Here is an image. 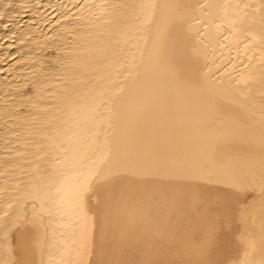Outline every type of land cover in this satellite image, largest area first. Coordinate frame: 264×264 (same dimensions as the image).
<instances>
[{"label": "bare ground", "instance_id": "6f19581e", "mask_svg": "<svg viewBox=\"0 0 264 264\" xmlns=\"http://www.w3.org/2000/svg\"><path fill=\"white\" fill-rule=\"evenodd\" d=\"M0 24V264H264V0Z\"/></svg>", "mask_w": 264, "mask_h": 264}, {"label": "rangeland", "instance_id": "374dc122", "mask_svg": "<svg viewBox=\"0 0 264 264\" xmlns=\"http://www.w3.org/2000/svg\"><path fill=\"white\" fill-rule=\"evenodd\" d=\"M30 8H31V7H30ZM30 11H31V9H24V12H23V16H24V17H22V18H25V19L28 18V17H29L28 14H29ZM21 16H22V15H21ZM17 17H18V16H16V18H17ZM17 19H18V18H17ZM15 20H16V19H14V21H15ZM2 25H3V24H2ZM2 25L0 24V33L3 35V31L6 30V29H5V28H6L5 26H7V25L3 26L4 28L2 27ZM1 28H2L3 30H2ZM1 34H0V37H1V38H0V42L3 40L2 42L4 43V41H6L7 38L2 39V35H1ZM2 42H1V43H2ZM5 45H6V44H5ZM3 47H4V45H3ZM3 47L0 48V49H1L0 54H2V53L5 52V51H4L5 48H3ZM5 47H6V46H5ZM11 48H12V49H11ZM11 48H10V49L13 50V47H11ZM47 52H48V53H46V54H47L46 56H48V55H52V54L54 53V50H52V51L50 50V51H47ZM50 52H51V53H50ZM49 53H50V54H49ZM43 58H44V57H43ZM45 60L48 61L49 58L46 57Z\"/></svg>", "mask_w": 264, "mask_h": 264}]
</instances>
